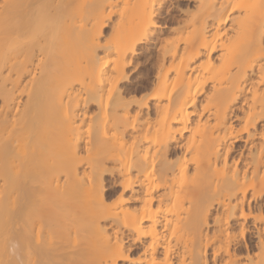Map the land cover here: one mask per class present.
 Instances as JSON below:
<instances>
[{
  "label": "bare ground",
  "instance_id": "obj_1",
  "mask_svg": "<svg viewBox=\"0 0 264 264\" xmlns=\"http://www.w3.org/2000/svg\"><path fill=\"white\" fill-rule=\"evenodd\" d=\"M168 2L0 0V264H264V0Z\"/></svg>",
  "mask_w": 264,
  "mask_h": 264
},
{
  "label": "rangeland",
  "instance_id": "obj_2",
  "mask_svg": "<svg viewBox=\"0 0 264 264\" xmlns=\"http://www.w3.org/2000/svg\"><path fill=\"white\" fill-rule=\"evenodd\" d=\"M191 3H192V0H170V2L167 3V6L168 5L170 6L168 15L166 16L165 13L161 14V17H159V20H161L163 22H169L170 21L168 23V24H170L172 22V20L181 18L183 16L184 12L187 11L186 8L190 7L192 5ZM104 30H105V32L108 31L107 28H105ZM152 50H153V48H152ZM143 59H144V57H138V61H139V65H138L139 68L138 69L143 68L142 73L145 74L148 72L149 67L145 66V64L143 63L144 62ZM138 78H139V76H138ZM148 82H149V77L145 76V77H142L141 79L133 80L131 83V86H128V87L142 88V87L147 86ZM92 109H94V108L91 107V110ZM108 172L109 171H107V173ZM107 173L103 174V183L106 186L104 190H105V193L111 195V194H114V192H117L119 187H118V183L116 182V176L115 175L113 176V174L110 172L108 174ZM110 174H111V176H110ZM111 178L112 179L115 178V180L114 179L112 180ZM112 181L116 182L117 184L114 183L115 184L114 185Z\"/></svg>",
  "mask_w": 264,
  "mask_h": 264
}]
</instances>
